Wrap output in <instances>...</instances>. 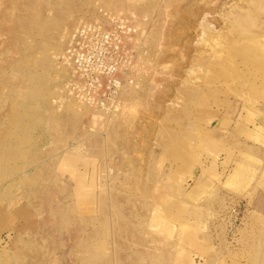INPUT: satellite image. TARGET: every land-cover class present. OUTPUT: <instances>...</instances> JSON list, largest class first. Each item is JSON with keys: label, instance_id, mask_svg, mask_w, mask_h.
<instances>
[{"label": "rangeland", "instance_id": "374dc122", "mask_svg": "<svg viewBox=\"0 0 264 264\" xmlns=\"http://www.w3.org/2000/svg\"><path fill=\"white\" fill-rule=\"evenodd\" d=\"M120 15L106 113L60 54ZM262 260L264 0H0V264Z\"/></svg>", "mask_w": 264, "mask_h": 264}, {"label": "built area", "instance_id": "2783aa9c", "mask_svg": "<svg viewBox=\"0 0 264 264\" xmlns=\"http://www.w3.org/2000/svg\"><path fill=\"white\" fill-rule=\"evenodd\" d=\"M135 31L122 15L87 20L69 30L60 58L74 69L67 82L70 95L83 93L82 99L110 112L112 104H107L115 103L114 89L132 66L133 53L126 45Z\"/></svg>", "mask_w": 264, "mask_h": 264}, {"label": "bare ground", "instance_id": "6f19581e", "mask_svg": "<svg viewBox=\"0 0 264 264\" xmlns=\"http://www.w3.org/2000/svg\"><path fill=\"white\" fill-rule=\"evenodd\" d=\"M66 62V61H65ZM68 64V63H67ZM69 65H70V63H69ZM71 66V65H70ZM72 68V67H71ZM72 72H74V69H72ZM69 88V87H68ZM116 89V88H115ZM115 89H114V92H115ZM113 92V93H114ZM82 93V92H81ZM69 94H70V91H69ZM82 95H83V93H82ZM82 95L81 94H78V96H76V97H78L77 99L78 100H80V101H82V102H84V104H95V102H91V101H89V102H87V101H85L84 99H82ZM71 96H73L72 94H71ZM96 105V104H95ZM99 108H101V107H99ZM102 110H104V108H102ZM107 113V112H106ZM263 261V260H262ZM263 264H264V261H263Z\"/></svg>", "mask_w": 264, "mask_h": 264}]
</instances>
